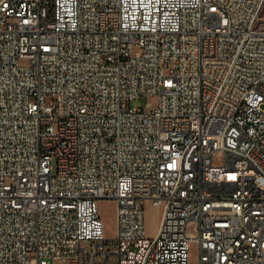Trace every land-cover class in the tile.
<instances>
[{
  "label": "built area",
  "instance_id": "built-area-1",
  "mask_svg": "<svg viewBox=\"0 0 264 264\" xmlns=\"http://www.w3.org/2000/svg\"><path fill=\"white\" fill-rule=\"evenodd\" d=\"M263 7L0 0V264H264Z\"/></svg>",
  "mask_w": 264,
  "mask_h": 264
},
{
  "label": "rangeland",
  "instance_id": "rangeland-1",
  "mask_svg": "<svg viewBox=\"0 0 264 264\" xmlns=\"http://www.w3.org/2000/svg\"><path fill=\"white\" fill-rule=\"evenodd\" d=\"M261 22L264 23V7L261 13ZM154 98L142 97L132 102L133 107H145L149 102H153ZM117 204L113 199H102L99 201V210L103 221L105 222V232L107 237H113L117 230ZM163 208L152 204L146 205V223L147 234L154 237L158 231ZM198 253L196 246L193 244L190 250V264H197Z\"/></svg>",
  "mask_w": 264,
  "mask_h": 264
}]
</instances>
